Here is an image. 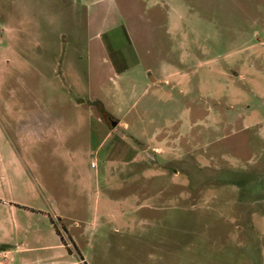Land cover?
<instances>
[{
	"label": "rangeland",
	"instance_id": "374dc122",
	"mask_svg": "<svg viewBox=\"0 0 264 264\" xmlns=\"http://www.w3.org/2000/svg\"><path fill=\"white\" fill-rule=\"evenodd\" d=\"M0 264H264V0H0Z\"/></svg>",
	"mask_w": 264,
	"mask_h": 264
},
{
	"label": "crops",
	"instance_id": "0c3cea01",
	"mask_svg": "<svg viewBox=\"0 0 264 264\" xmlns=\"http://www.w3.org/2000/svg\"><path fill=\"white\" fill-rule=\"evenodd\" d=\"M55 207L57 208L58 205L55 204ZM52 210H53V213H54L56 216H58L59 218H61V216L59 215V214L61 213L60 211L56 210L54 207L52 208ZM41 212H42V211H41Z\"/></svg>",
	"mask_w": 264,
	"mask_h": 264
},
{
	"label": "water",
	"instance_id": "95a60500",
	"mask_svg": "<svg viewBox=\"0 0 264 264\" xmlns=\"http://www.w3.org/2000/svg\"><path fill=\"white\" fill-rule=\"evenodd\" d=\"M113 125H114V126L117 125V122H116V121H113Z\"/></svg>",
	"mask_w": 264,
	"mask_h": 264
}]
</instances>
